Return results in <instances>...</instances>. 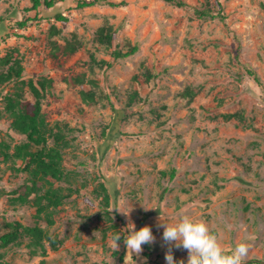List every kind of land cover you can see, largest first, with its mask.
I'll use <instances>...</instances> for the list:
<instances>
[{"label": "rangeland", "instance_id": "374dc122", "mask_svg": "<svg viewBox=\"0 0 264 264\" xmlns=\"http://www.w3.org/2000/svg\"><path fill=\"white\" fill-rule=\"evenodd\" d=\"M183 1L101 0L79 8L77 0H57L35 11L31 0H0V60L11 54L23 66L19 79L0 87V151L7 154L0 155V236L15 222L47 236L44 254L27 236L0 242V264H167L158 225L182 214L204 221L224 252L245 243L244 264H264V0ZM217 2L224 20L198 15L217 12ZM25 18L32 21L15 23ZM109 26L116 35L108 45L98 30ZM66 43L76 46L73 53H64ZM133 46L131 56L112 57ZM44 80L45 122L68 143L66 177L53 182L68 197L51 225L18 199L29 175L13 154L26 139L11 126L4 98L21 91L31 99L28 82ZM191 88L197 92L187 100ZM129 222L150 227L154 237L131 256L123 240ZM48 237L60 241L57 249ZM171 249L174 264H187V250Z\"/></svg>", "mask_w": 264, "mask_h": 264}, {"label": "trees", "instance_id": "16d2710c", "mask_svg": "<svg viewBox=\"0 0 264 264\" xmlns=\"http://www.w3.org/2000/svg\"><path fill=\"white\" fill-rule=\"evenodd\" d=\"M101 0H77V6L79 8L91 7L99 3ZM178 7L186 6L183 0H168ZM219 1V0H217ZM57 0H31L32 6L30 10L38 11L39 8L49 9L54 6ZM111 6H116L112 2ZM219 9H208L203 11H197L200 17L220 18L224 20V16L221 14V4L217 2ZM119 5V4H118ZM54 18L59 21H67V17L62 13H55ZM32 21L31 18H25L24 20L15 22L19 27H24L28 22ZM99 39L103 44H111V41L115 38L116 31L112 30V27H102L98 30ZM75 45L72 43H66L63 47L64 53H73L75 51ZM137 51V46L131 47L127 52H121L120 50L112 52L114 59L125 58L131 56ZM0 66L7 67L5 72L0 73V87L5 84L19 79L23 72V66L18 58L13 57L11 54L1 58ZM110 63H106V67H110ZM246 72L254 77V80H258L253 70L246 69ZM50 83L49 80L38 81L35 84L32 81L28 82V88L30 91L31 99H25L21 91L14 93H7L5 95V109L11 117V126L14 130L25 136L26 141L21 145L16 146L14 157L21 160V170L27 173L28 184L25 187L23 193L18 196L23 203H32L36 209L35 219L40 221L45 219L48 225L53 223L51 216L54 210L59 207L63 201L68 197L64 194L60 188L54 186V181H61L65 179L66 174L61 167L62 161V149L67 146V141L61 132L52 133L48 128L44 114L42 113L41 97L44 96L43 90L45 85ZM22 89V88H21ZM197 90L194 88L186 89L184 97L187 100L192 99ZM82 96L87 102H94V95L89 92H82ZM53 137L54 143L52 146L48 145V140ZM0 155L7 157V154L0 151ZM173 172L171 176L173 177ZM99 195L107 208L109 205V194L107 188L103 185L100 186ZM107 211V210H106ZM146 217L142 219V221ZM11 229L3 233L0 236V242L2 245H8L16 242L20 237L30 238V247L36 251L40 250L41 253H45L42 240L47 237L43 230L38 227H25L15 222L10 225ZM48 241L52 249H57L60 245V241L55 238H49ZM229 254V252H225ZM118 255V259L123 261L124 253Z\"/></svg>", "mask_w": 264, "mask_h": 264}, {"label": "clouds", "instance_id": "9594fccd", "mask_svg": "<svg viewBox=\"0 0 264 264\" xmlns=\"http://www.w3.org/2000/svg\"><path fill=\"white\" fill-rule=\"evenodd\" d=\"M129 223L131 226L126 229L127 234L123 236V240L127 255L131 256L133 253L139 254L142 251L141 246L151 244L154 237L150 227L143 226L136 230L135 225ZM158 227L163 228L162 239L169 245L164 257L167 264H174L171 246L187 250V264H244L248 255L249 249L245 243L237 244L230 254H226L206 223L202 220H193L187 214L180 215L175 223L161 221ZM121 237L120 233L113 237L115 251L118 249L117 241ZM180 264L184 262L181 261Z\"/></svg>", "mask_w": 264, "mask_h": 264}]
</instances>
